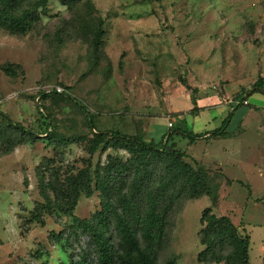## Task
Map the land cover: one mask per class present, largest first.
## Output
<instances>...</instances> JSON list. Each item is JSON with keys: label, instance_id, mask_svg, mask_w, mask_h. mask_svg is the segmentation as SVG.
<instances>
[{"label": "rangeland", "instance_id": "rangeland-1", "mask_svg": "<svg viewBox=\"0 0 264 264\" xmlns=\"http://www.w3.org/2000/svg\"><path fill=\"white\" fill-rule=\"evenodd\" d=\"M93 2L106 29L98 60L77 37L73 10L58 0H49L27 34L0 28V66L14 71L0 67V113L27 130L15 135L23 144L11 132L0 136V264H61L87 247L75 237L58 238L68 216L54 211L36 221L32 210L45 202L44 176L63 180L90 157L95 168L114 152L100 147L90 156L93 132L160 142L170 129L215 201L202 195L175 202L155 247L157 264H218L198 259L207 207L250 237V264H264V92H251L264 72V0ZM230 112L226 135L207 133L191 143L175 133L216 129ZM100 209L95 191L81 197L75 213L89 218Z\"/></svg>", "mask_w": 264, "mask_h": 264}, {"label": "trees", "instance_id": "trees-1", "mask_svg": "<svg viewBox=\"0 0 264 264\" xmlns=\"http://www.w3.org/2000/svg\"><path fill=\"white\" fill-rule=\"evenodd\" d=\"M58 1L73 10L78 22L77 37L89 42L98 60L106 29L105 19L96 15L93 0ZM48 3L49 0H0V28L12 34H27L40 20L41 11L47 9ZM0 67L8 74L14 73L10 66ZM254 91L264 92L263 76L255 82L251 92ZM42 96L47 99L50 93L43 92ZM192 100L195 104L194 96ZM0 114L7 122L0 126V136H6V131L14 136L27 132L21 124ZM230 117L231 112L222 126L207 132L179 128L175 133L188 137L191 143L207 133L226 135ZM87 123L95 128L94 117L89 112ZM173 134L170 129L160 142H155L118 130L96 131L88 140L87 149L90 156L100 147L104 151L113 149L114 152L107 153L106 161L93 168L90 157L85 167L76 173L70 172L63 180L43 177L41 194L45 202L32 210V219L39 221L44 213L54 211L66 215L70 224L58 238L75 237L78 242H87V247H81L82 252L76 254L78 257L71 254L61 264H157L155 247L165 237L168 216L175 202L202 195H211L215 201L205 176L185 162V154L172 142ZM47 136L51 140L55 138L52 133ZM15 137L16 143H25L23 137ZM118 150H124L128 156L115 152ZM95 191L99 192L101 209L89 218L79 217L75 209L81 197H91ZM200 223L198 235L204 246L198 256L200 262L250 264V237L242 235L230 217L219 216L207 207Z\"/></svg>", "mask_w": 264, "mask_h": 264}, {"label": "built area", "instance_id": "built-area-1", "mask_svg": "<svg viewBox=\"0 0 264 264\" xmlns=\"http://www.w3.org/2000/svg\"><path fill=\"white\" fill-rule=\"evenodd\" d=\"M172 126V122H169V127H171Z\"/></svg>", "mask_w": 264, "mask_h": 264}, {"label": "crops", "instance_id": "crops-1", "mask_svg": "<svg viewBox=\"0 0 264 264\" xmlns=\"http://www.w3.org/2000/svg\"><path fill=\"white\" fill-rule=\"evenodd\" d=\"M261 76H263V77H264V72H262V73H261Z\"/></svg>", "mask_w": 264, "mask_h": 264}]
</instances>
